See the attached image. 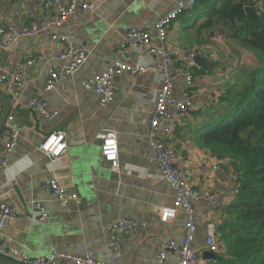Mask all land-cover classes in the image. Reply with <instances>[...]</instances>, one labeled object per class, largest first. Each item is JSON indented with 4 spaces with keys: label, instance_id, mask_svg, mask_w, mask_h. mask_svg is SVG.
Masks as SVG:
<instances>
[{
    "label": "crops",
    "instance_id": "1",
    "mask_svg": "<svg viewBox=\"0 0 264 264\" xmlns=\"http://www.w3.org/2000/svg\"><path fill=\"white\" fill-rule=\"evenodd\" d=\"M179 1L182 0H156L152 11H148L147 5L137 0H90L93 10L83 12L77 8L60 26L51 25L34 37L18 39L8 51L0 50V65L6 70H13L18 60L42 57L41 61L23 67L22 86L14 108L0 85V96L4 95L9 104L7 115H12L20 126L9 163L0 170V204L20 212L6 228V237L18 250L29 256H44L54 250L85 249L93 251L101 261L157 264L155 258L165 239L180 241L184 232L183 215L178 214L167 223L159 221V209L171 206L173 192L160 179L151 161L153 152L144 138L155 93L161 84V73L157 68L159 60L117 54V47L128 29H151L157 19ZM190 11L196 14L194 21L176 20L169 27L167 42L178 60L192 47L199 49L198 55L219 63L215 69H205L195 75L191 94L197 110H203L218 96V90L230 74L248 65L249 57L233 44H227V50L218 46L212 40L214 33L204 36L213 35L210 40L195 38L199 42H193L189 39V35L193 36L190 28L195 26L200 9L194 7ZM56 15L53 9L41 12L35 0H0V24L6 27L20 28L37 18L52 23ZM53 34L70 36L74 47L85 49L88 56L78 72L46 91L49 70L61 64L58 56L62 46L52 40ZM114 61L130 65L143 62L152 70L136 77L127 73L116 76L111 102L99 106V97L85 91L80 83L101 73ZM182 88L183 80L177 77L174 97H180ZM33 97L42 98L47 103V110L57 112V116L51 121H39L36 112L24 107ZM192 113L177 120L166 145L173 148L176 165L192 177L196 189L218 192L228 204L232 200L230 191L236 177L213 174L208 179L200 170L202 164L212 163L217 158L195 143L201 117ZM105 130L117 134L118 175L110 170L100 154L97 136ZM55 131L66 134L69 148L63 157L52 160L40 152L39 145L45 136ZM3 151L0 133V158ZM227 165L228 161H225ZM45 177L58 179L67 194H77L78 202L60 205L40 187V181ZM35 202H39L47 214L42 223L34 220ZM196 212L202 223L197 228L195 243L202 248L205 224L215 226L218 240L216 227L222 221L221 211L213 209L209 203H200L196 205ZM124 218L144 221L147 228L141 236L121 239L122 246L117 255L110 248L106 227ZM167 259L174 262L177 257L170 253Z\"/></svg>",
    "mask_w": 264,
    "mask_h": 264
},
{
    "label": "built area",
    "instance_id": "2",
    "mask_svg": "<svg viewBox=\"0 0 264 264\" xmlns=\"http://www.w3.org/2000/svg\"><path fill=\"white\" fill-rule=\"evenodd\" d=\"M41 12L55 10L56 19L52 23H46L41 18L30 22L20 28L6 27L0 24V50L8 51L12 45L21 38L34 37L39 32L46 31L51 25L56 27L72 16L77 8L83 12L93 10L90 0H35ZM145 3L148 11H152L156 0H137ZM199 0L179 1L170 11L160 16L151 29L143 30L132 27L128 29L117 47V54L123 57L136 55L140 59L155 57L159 60L158 70L161 73V84L155 93L154 108L151 111L149 121L145 128L144 138L153 152L152 163L158 170L160 179L165 182L173 192L172 204L169 207L159 209L158 218L161 223L173 221L178 214L184 216V232L179 242L166 238L160 247L155 262L157 264H214L215 259L203 258V252L218 254L219 244L216 238L215 226L211 223L205 224L204 245L199 248L195 243V234L202 220L196 212V205L209 203L213 209L220 210L225 206L218 192L208 189L198 190L194 187L192 177L175 163V152L173 148L166 145L171 139L176 127L177 120L197 110L191 89L195 80V71L198 69L196 56L198 48H190L182 54L181 62L178 63L174 52L168 46L167 38L169 27L182 14L193 9ZM64 2V3H63ZM258 11L263 12L264 0H259ZM52 40L61 43L62 49L59 53L61 62L58 68H52L48 72L45 90H51L56 82H61L78 72L87 59L85 49H76L73 39L68 35L53 34ZM216 43L222 42L220 35L215 34L213 39ZM42 57H32L26 61L18 60L13 70H6L0 65V85L7 92V97L13 108L17 105L19 91L22 86V69L30 66ZM152 68L143 62L134 65L114 61L101 73L83 80L80 86L88 92L99 97V106H106L113 98L114 78L123 73L136 77L147 74ZM182 78L183 88L179 98L174 97L173 89L175 79ZM24 107L36 112L41 122L51 121L57 116V112H49L47 103L39 97L28 100ZM20 126L12 115H7L3 128L2 140L4 142L3 155L0 158V170L6 168L9 157L16 141L18 140ZM97 139L100 141V154L110 170L118 175L120 168L117 134L113 130H105ZM69 146L66 134L61 131L51 132L43 138L39 150L52 160L63 157ZM225 160L216 159L212 163L202 164L200 170L207 174L210 179L213 174L227 175ZM213 175V176H212ZM40 187L51 198L66 206L69 202H78L76 193L67 194L66 188L61 186L56 178H42ZM239 184L235 183L230 196L238 194ZM35 218L42 223L47 218L42 205L35 202ZM20 212L5 204H0V257L19 264H116L115 260L101 261L91 250L51 251L44 256H29L18 250L6 237L7 224L18 217ZM144 221L132 218L118 219L106 227V234L110 240L111 250L118 255L121 249V239L138 237L146 230ZM176 255L177 260L170 262L169 254Z\"/></svg>",
    "mask_w": 264,
    "mask_h": 264
},
{
    "label": "trees",
    "instance_id": "3",
    "mask_svg": "<svg viewBox=\"0 0 264 264\" xmlns=\"http://www.w3.org/2000/svg\"><path fill=\"white\" fill-rule=\"evenodd\" d=\"M257 1L199 0L195 8L200 14L190 28L193 36H188L199 42L218 34L249 57L248 65L221 85L216 98L192 113L201 117L195 143L228 161L227 176L235 175L239 184L238 194L219 210L221 251L214 264H264V11H258Z\"/></svg>",
    "mask_w": 264,
    "mask_h": 264
},
{
    "label": "water",
    "instance_id": "4",
    "mask_svg": "<svg viewBox=\"0 0 264 264\" xmlns=\"http://www.w3.org/2000/svg\"><path fill=\"white\" fill-rule=\"evenodd\" d=\"M196 64L199 69H209V70H213L219 65L218 62H211L206 57L201 55L196 56ZM0 101L2 105V114L0 116V133H1L4 121L9 112V104L7 98L4 95L0 96ZM203 258L209 259V258H215V256L212 253L204 252ZM0 264H19V263L12 262L8 259L0 257Z\"/></svg>",
    "mask_w": 264,
    "mask_h": 264
},
{
    "label": "rangeland",
    "instance_id": "5",
    "mask_svg": "<svg viewBox=\"0 0 264 264\" xmlns=\"http://www.w3.org/2000/svg\"><path fill=\"white\" fill-rule=\"evenodd\" d=\"M195 17H196V14L193 11H189V12H186V13L182 14L181 16H179L177 21L178 20H185L188 23H190V22L192 23V21H194ZM217 45L218 46H223L226 50L228 49V45L225 44V43L218 42Z\"/></svg>",
    "mask_w": 264,
    "mask_h": 264
},
{
    "label": "clouds",
    "instance_id": "6",
    "mask_svg": "<svg viewBox=\"0 0 264 264\" xmlns=\"http://www.w3.org/2000/svg\"><path fill=\"white\" fill-rule=\"evenodd\" d=\"M199 69V68H198ZM233 198V197H232ZM226 205V204H225ZM218 241V240H217ZM219 244V243H218ZM219 249H220V251H221V248H220V246H219ZM220 251H219V253H220ZM206 252V251H205ZM204 253V252H203ZM210 253V252H209ZM213 254V253H212ZM217 254H214V256H216ZM209 259H215V258H209Z\"/></svg>",
    "mask_w": 264,
    "mask_h": 264
},
{
    "label": "bare ground",
    "instance_id": "7",
    "mask_svg": "<svg viewBox=\"0 0 264 264\" xmlns=\"http://www.w3.org/2000/svg\"><path fill=\"white\" fill-rule=\"evenodd\" d=\"M258 1H259V0H258ZM258 1H257V2H258ZM42 141H43V140H42Z\"/></svg>",
    "mask_w": 264,
    "mask_h": 264
}]
</instances>
